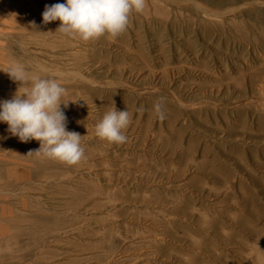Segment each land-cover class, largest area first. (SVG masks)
<instances>
[{
    "label": "rangeland",
    "instance_id": "obj_1",
    "mask_svg": "<svg viewBox=\"0 0 264 264\" xmlns=\"http://www.w3.org/2000/svg\"><path fill=\"white\" fill-rule=\"evenodd\" d=\"M63 3L0 0V101L15 63L57 79L84 149L27 156L0 123V264H264V0H146L87 42L43 23ZM114 106L122 145L95 135Z\"/></svg>",
    "mask_w": 264,
    "mask_h": 264
},
{
    "label": "clouds",
    "instance_id": "obj_2",
    "mask_svg": "<svg viewBox=\"0 0 264 264\" xmlns=\"http://www.w3.org/2000/svg\"><path fill=\"white\" fill-rule=\"evenodd\" d=\"M146 0H66L63 4L45 6L43 23L59 21L55 32L71 39L87 42L102 36L117 38L126 31L130 15L141 13ZM35 28V23L32 25ZM5 72L18 89L11 99L0 101V123L20 142L35 140L40 147L27 156L75 165L84 157L82 137L67 131V118L61 105L66 89L55 78L30 74L20 63L10 65ZM144 109L138 108L137 112ZM160 120L165 119L162 102L154 105ZM131 123L129 111H118L115 106L95 125V135L109 143L122 145L128 137L125 130Z\"/></svg>",
    "mask_w": 264,
    "mask_h": 264
},
{
    "label": "bare ground",
    "instance_id": "obj_3",
    "mask_svg": "<svg viewBox=\"0 0 264 264\" xmlns=\"http://www.w3.org/2000/svg\"><path fill=\"white\" fill-rule=\"evenodd\" d=\"M165 3V2H164ZM198 3V2H197ZM195 6V5H194ZM196 8V7H195ZM198 8L199 9H201V11H203V13H205V14H208V15H213V16H219V14L218 13H213V12H211V11H208V10H206V8H205V6L203 7V6H198ZM225 12V11H224ZM221 15V14H220ZM12 186V185H11Z\"/></svg>",
    "mask_w": 264,
    "mask_h": 264
}]
</instances>
